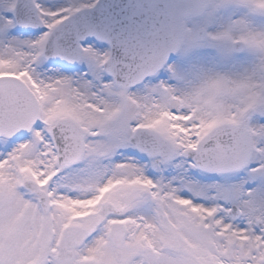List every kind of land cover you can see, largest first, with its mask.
<instances>
[{
	"label": "snow or ice",
	"instance_id": "6c2138e0",
	"mask_svg": "<svg viewBox=\"0 0 264 264\" xmlns=\"http://www.w3.org/2000/svg\"><path fill=\"white\" fill-rule=\"evenodd\" d=\"M0 264H264V0H0Z\"/></svg>",
	"mask_w": 264,
	"mask_h": 264
}]
</instances>
